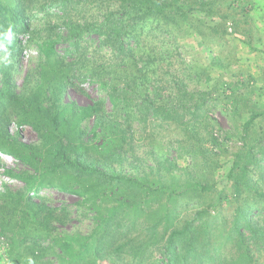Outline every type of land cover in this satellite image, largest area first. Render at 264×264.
Wrapping results in <instances>:
<instances>
[{
	"label": "trees",
	"instance_id": "obj_1",
	"mask_svg": "<svg viewBox=\"0 0 264 264\" xmlns=\"http://www.w3.org/2000/svg\"><path fill=\"white\" fill-rule=\"evenodd\" d=\"M91 6L96 13L87 16ZM189 9L181 0H0V160L12 159L3 173L22 183L15 190L4 183L0 192V264H257L264 201L247 196L264 198V135L250 134L263 113L245 117L226 171L202 162L197 173L195 157L181 172L167 156L133 172L123 165L137 160L134 123L143 133L174 125L186 138L176 140L177 150L189 153V138L209 119L211 93L176 79L167 90L158 77L162 59L140 47L148 23L170 33L159 22L186 21ZM30 48L37 60L25 78L34 74V84L19 90L14 74ZM85 83L104 97H91ZM67 89L89 103L65 98ZM231 93L238 114L246 99ZM24 125L37 143L21 138ZM209 141L213 154L227 152L213 134ZM44 191L75 197V209L54 205ZM190 203L198 206L184 215ZM73 220L87 225L67 230Z\"/></svg>",
	"mask_w": 264,
	"mask_h": 264
},
{
	"label": "rangeland",
	"instance_id": "obj_2",
	"mask_svg": "<svg viewBox=\"0 0 264 264\" xmlns=\"http://www.w3.org/2000/svg\"><path fill=\"white\" fill-rule=\"evenodd\" d=\"M181 1H184L186 5L190 4L188 19L185 21L177 16L173 22L167 23L161 20L160 27L169 30L170 33L163 32L160 28H152L154 24L147 22L148 27L140 33V47L145 51L154 48L155 53H158V57L162 59L159 66L162 74L158 77L167 90L174 89L173 82L176 79L183 82L189 91L211 93L208 101L209 119L206 122L202 120L198 124L197 134L189 138L188 143L191 147L189 153L177 150L176 140H186V138L182 133L179 135L174 125L163 128L148 126L144 128L146 131L143 133V130H137L138 125L134 123L135 132L131 144L134 146V156L137 160L133 161L132 156L123 163L125 170L130 172L136 169V165L139 169L144 163H153V158L163 159L166 156L169 159H175L176 167L180 172L183 169H192L194 157L199 163L197 173L200 171L202 162L209 164L221 162L222 172L226 171L230 160L228 155L240 146L235 142L240 141L238 135L242 130L245 117L253 112L263 114L253 121L250 134L256 137L264 135V0ZM196 1L204 2L208 11L201 10ZM228 6L231 8L228 9ZM207 7L211 8V11ZM95 9L96 6L89 7L86 15L96 13ZM36 55L35 48L27 50L22 66L14 74V81L19 90L34 84L35 75L32 74L29 82L25 75L26 71L35 65ZM29 57H33V60ZM153 68L156 69L155 66ZM149 77L151 79V75ZM238 80L241 81L239 84L236 83ZM81 86L91 97H104L103 93L96 91L90 84L85 83ZM232 90H235L237 96L246 99L241 102L238 114L233 113V104L226 97L232 95ZM65 98L75 100L82 105L89 103V98L85 94L74 89H67ZM106 108L110 109L108 101H106ZM86 124L89 126L91 120ZM14 128L15 126L12 127ZM19 130L24 141L31 143L39 141L31 127L24 125L19 127ZM214 131L220 136L218 140L225 142L223 146L226 153L222 152L218 155L212 153L209 133L213 134ZM227 134H232V138L225 139ZM261 142L264 147V141ZM169 145L173 147L168 150ZM261 163L264 164V159ZM7 167H13L12 159L4 156L0 160V192L3 191L4 183H7L12 190L22 186L21 182L5 177L3 170ZM218 181L222 182V178ZM261 190L264 192V182ZM44 192L51 193L54 205L67 202L72 210L75 209V197L62 195L56 191ZM247 198L251 203L256 200L264 201V198L255 193H249ZM196 205L190 203L184 215L192 213ZM258 209L264 211V204H259ZM224 214L230 218L231 208L225 207ZM78 225L85 228L87 223L83 222L80 225L73 220L65 228L70 230ZM230 248L232 249V245L224 247L223 253L233 254ZM253 249L257 264H264V250L259 251L256 247Z\"/></svg>",
	"mask_w": 264,
	"mask_h": 264
},
{
	"label": "built area",
	"instance_id": "obj_3",
	"mask_svg": "<svg viewBox=\"0 0 264 264\" xmlns=\"http://www.w3.org/2000/svg\"><path fill=\"white\" fill-rule=\"evenodd\" d=\"M213 135L215 136V137H217L218 139H219V135H218V133L216 132V131H214V133H213ZM237 145L239 144H241V142L240 141H237V142H235ZM230 144H232V142H230Z\"/></svg>",
	"mask_w": 264,
	"mask_h": 264
}]
</instances>
